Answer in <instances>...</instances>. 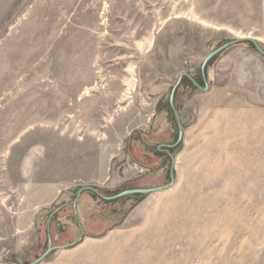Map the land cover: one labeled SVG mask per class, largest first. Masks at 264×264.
I'll list each match as a JSON object with an SVG mask.
<instances>
[{
    "label": "rangeland",
    "instance_id": "rangeland-1",
    "mask_svg": "<svg viewBox=\"0 0 264 264\" xmlns=\"http://www.w3.org/2000/svg\"><path fill=\"white\" fill-rule=\"evenodd\" d=\"M241 34L264 0H0V264H264V56L183 79L178 146L170 103ZM160 145L174 186L75 204L169 186Z\"/></svg>",
    "mask_w": 264,
    "mask_h": 264
},
{
    "label": "water",
    "instance_id": "water-1",
    "mask_svg": "<svg viewBox=\"0 0 264 264\" xmlns=\"http://www.w3.org/2000/svg\"><path fill=\"white\" fill-rule=\"evenodd\" d=\"M245 42H249L253 45L254 49L260 53L262 56H264V49L263 47L261 46V43L255 38H244V39H235L233 41H230L226 44H224L223 46H221L220 48H218L216 51H214L206 60L204 66H203V82H204V86L205 87H202L198 82L197 80L192 77L191 75L189 74H184L181 76V78L178 80L176 86L174 87L173 91H172V94H171V99H170V103H171V107L174 111V114L177 118V122H178V131H179V137H178V141H177V144L175 146H178L182 141H183V137H184V128H183V124H182V121H181V118H180V115H179V112L177 111L176 107H175V97H176V94H177V91L179 90V88L181 87L182 85V82H183V79L184 78H187L189 79L194 86H196L197 88H199L200 90L202 91H207L208 88H209V83H208V78H207V73H206V67L208 65V63L214 59L215 57L219 56L220 54H222L223 52H225L226 50H229L235 46H238L242 43H245ZM175 146H168V145H160L158 147V149L160 151H163V152H166L169 154L174 166L171 170V179H172V182L169 186H166V187H161V188H154V189H138V190H130V191H126V192H123V193H120L114 197H106L104 196L99 190H97L96 188L94 187H85L83 188L79 194H78V198L77 200L75 201V204H77V202L79 201L81 195L84 193V192H91L95 195H97L98 197H100L101 199L105 200V201H112V200H118L120 198H123V197H126V196H136V195H150V194H154V193H160L162 191H164L165 189L171 187V186H174L175 183H176V178H175V158L174 156L171 154L170 150L173 149ZM64 248L66 247H50L49 250L42 256L40 257L38 260H36L35 262L31 263V264H42L46 259L47 257L55 252V251H59V250H63Z\"/></svg>",
    "mask_w": 264,
    "mask_h": 264
},
{
    "label": "bare ground",
    "instance_id": "bare-ground-1",
    "mask_svg": "<svg viewBox=\"0 0 264 264\" xmlns=\"http://www.w3.org/2000/svg\"><path fill=\"white\" fill-rule=\"evenodd\" d=\"M244 38H253V36L250 35V34H247V35H245V34H241V35L238 36L237 39H244ZM256 39L260 42V39H259V38H256ZM129 82H130V81H129Z\"/></svg>",
    "mask_w": 264,
    "mask_h": 264
},
{
    "label": "crops",
    "instance_id": "crops-1",
    "mask_svg": "<svg viewBox=\"0 0 264 264\" xmlns=\"http://www.w3.org/2000/svg\"><path fill=\"white\" fill-rule=\"evenodd\" d=\"M87 198H91L90 195H85L84 198H82V200L80 201L81 204H82ZM81 204H80V205H81Z\"/></svg>",
    "mask_w": 264,
    "mask_h": 264
}]
</instances>
